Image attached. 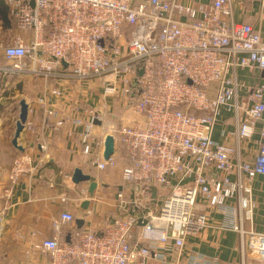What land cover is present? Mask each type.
<instances>
[{
	"label": "built area",
	"instance_id": "2783aa9c",
	"mask_svg": "<svg viewBox=\"0 0 264 264\" xmlns=\"http://www.w3.org/2000/svg\"><path fill=\"white\" fill-rule=\"evenodd\" d=\"M191 2L8 0L17 26L33 37L0 44L4 75L56 79L50 91L57 96L64 95L62 80L102 77L105 97L128 103L126 110L135 115L108 122L113 106L103 102L88 110L89 117L56 121L72 131L83 127L87 155L104 149L106 136L114 135V153L95 158L99 170L118 165V143L130 163L109 192L115 212L104 216L101 229L86 221L78 228L76 214L63 211L52 219L53 234L33 241L26 256L42 254L40 264H231L201 251L184 255L188 238L210 224L199 207L204 204L221 214V229L239 234L243 252L247 241L249 255L264 262V231L246 226L253 214L252 183L264 175V39L255 24L234 18L232 0ZM241 69L256 82L241 80ZM38 103L47 101L41 96ZM32 110L29 104L28 117ZM221 115L233 122L222 129L231 142L213 136ZM25 130L34 131L29 118ZM256 133L257 149L246 154L243 142ZM36 172L31 154L17 155L2 195L9 197ZM70 223L69 234L63 233Z\"/></svg>",
	"mask_w": 264,
	"mask_h": 264
},
{
	"label": "crops",
	"instance_id": "0c3cea01",
	"mask_svg": "<svg viewBox=\"0 0 264 264\" xmlns=\"http://www.w3.org/2000/svg\"><path fill=\"white\" fill-rule=\"evenodd\" d=\"M139 1V0H134ZM209 1V0H195ZM192 3L191 0H184ZM233 16L237 21L251 22L256 25L264 39V0H232ZM0 44L13 41L18 36L26 42L33 37L30 29H20L14 16L10 12L8 0H0ZM0 53V65L7 62ZM246 69L240 70V79L249 84L256 79L249 76ZM0 103L2 100H11L14 114L18 117L19 101L25 97L28 104L33 108L29 115L34 131H23L19 143L25 147L24 151L15 147L11 139L12 134H1L3 119L0 118V264H40L44 259L38 252H32L26 256L25 250L35 240L51 236L52 219L63 211H72L79 215L82 201L90 197L89 182L74 183L72 174L76 167L82 168L86 173L92 175V179L98 181L94 197L90 198L91 214L85 211L86 222L94 228L101 229L105 222V215L115 212L114 200H104L100 195L101 186L111 187L116 183L101 181L96 178V172H101L95 164V158L104 157V149L98 148L96 154L87 155L83 152V143L80 137L81 126H59L56 121L66 115L87 114L91 108H100L103 102L113 106V100L105 97L104 87L95 86L89 81H75L65 79L59 83L64 90L63 96L51 93L50 89L59 82L49 78L33 77L29 74L4 75L0 71ZM6 93H10L7 95ZM44 96L47 103H38V98ZM10 103V102H9ZM53 110L54 114H49ZM129 112V111H128ZM135 115L130 113L128 121ZM233 127L231 118L221 115L215 130L214 138L220 142H231L232 137L223 135L222 129L227 131ZM9 128L6 127V130ZM100 127L97 126L95 133L99 134ZM259 134H255L253 141H244L245 153L256 151ZM20 153L31 154L38 167V172L32 176H24L13 188L9 197L3 196V188L8 184L9 170L12 166L13 156ZM14 157V158H15ZM96 178V179H95ZM119 183V182H118ZM107 195V194H106ZM67 197L63 201L62 197ZM109 196V195H108ZM80 198V203L76 198ZM100 200H99V199ZM251 200L253 203V214L246 221L247 227H254L264 231V175H259L252 183ZM108 205H100V203ZM200 209L208 212L209 225L203 228L196 236L189 237L184 249V255L190 251H201L212 256L219 257L222 261L231 264H264L263 261L249 255L247 241L245 251H242L240 236L232 230H223L219 227L221 214L214 208L201 204ZM76 223H74L75 225ZM73 223L65 225L64 232L68 233L74 226ZM77 226V225H76ZM34 231L36 234H32ZM173 258V255H169ZM185 262L186 257H181ZM147 264H160L159 261L151 259Z\"/></svg>",
	"mask_w": 264,
	"mask_h": 264
},
{
	"label": "rangeland",
	"instance_id": "374dc122",
	"mask_svg": "<svg viewBox=\"0 0 264 264\" xmlns=\"http://www.w3.org/2000/svg\"><path fill=\"white\" fill-rule=\"evenodd\" d=\"M0 53H1V50H0ZM91 83H93L95 86H101V87H104L105 84H107L106 79L102 78V77L91 79ZM110 98L114 101V103L115 102L116 103L115 104L113 103L114 104L113 105V114L112 113L107 114V117H106L107 121L113 122V123L128 122V118L130 116V111L128 112L126 110L128 103H126L125 105H122L119 98H117L116 96L110 97ZM0 118L3 119V122L1 125V127H2L1 134H6V135L12 134L14 132V129H15V120L17 117L14 114V110H13L11 100H9V101L2 100V102L0 103ZM6 127H8L9 129L6 130ZM10 130L12 133L10 132ZM117 147H118V154H117L118 165L111 167V168H108L106 170H102L101 172H96V178H98L100 180V182L101 181H109L110 183L113 182V183L118 184V182L120 183L122 180L121 179V167L125 163V159H124L125 149L123 148V145H121L120 143H118ZM12 161H13V159H12ZM100 189H101L100 195L102 193L101 196L104 197V200L111 201L109 198L110 196H108V195H111L109 192H113L114 191L113 189H115V187L114 186H111V187L101 186ZM100 205L104 206V205H108V204L103 202V203H100Z\"/></svg>",
	"mask_w": 264,
	"mask_h": 264
},
{
	"label": "water",
	"instance_id": "95a60500",
	"mask_svg": "<svg viewBox=\"0 0 264 264\" xmlns=\"http://www.w3.org/2000/svg\"><path fill=\"white\" fill-rule=\"evenodd\" d=\"M34 4V1H32ZM66 65V63H65ZM143 73V69H139V74L141 75ZM264 74V71H263ZM20 108H19V114L18 117L15 121V129H14V134L11 139L12 144L17 147L19 150L24 151L25 147L19 143V138L24 131L25 127V122L28 119V111H29V104L26 100L25 97H22L19 101ZM115 150V137L112 134H108L105 138V143H104V153L103 156L105 159L109 158L111 154L114 153ZM72 180L74 183H80L83 181H88L89 182V196L85 198L82 203H81V208L84 210V212L80 211L79 215H77L75 222L78 228H81L85 224V211L90 208V198L94 197L95 190L98 186V181L92 179V175L90 173H86L82 170L80 167H76L74 169V172L72 174ZM156 194V188H153V195ZM141 223V220L139 221Z\"/></svg>",
	"mask_w": 264,
	"mask_h": 264
},
{
	"label": "trees",
	"instance_id": "16d2710c",
	"mask_svg": "<svg viewBox=\"0 0 264 264\" xmlns=\"http://www.w3.org/2000/svg\"><path fill=\"white\" fill-rule=\"evenodd\" d=\"M4 8H5V7H0V11L2 12ZM0 82H1V81H0ZM6 94L9 95L10 93H6ZM123 148H124V147H123ZM124 149H125V148H124ZM14 157H15V156H13V161H14ZM124 159H125V163H124V165L130 163V160H129V158H128V154H127L126 149H125V153H124ZM13 161H12V164H13Z\"/></svg>",
	"mask_w": 264,
	"mask_h": 264
}]
</instances>
